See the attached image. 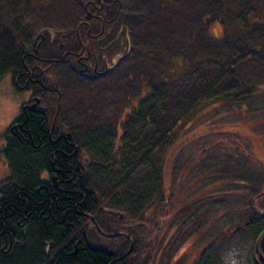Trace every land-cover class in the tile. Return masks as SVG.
<instances>
[{"label": "rangeland", "instance_id": "374dc122", "mask_svg": "<svg viewBox=\"0 0 264 264\" xmlns=\"http://www.w3.org/2000/svg\"><path fill=\"white\" fill-rule=\"evenodd\" d=\"M83 1L34 0L30 18L33 40L39 35L46 37L45 54L52 47L66 45L65 50L56 51L62 53L52 58L58 61L50 59V65L46 63L42 67L46 68L49 86L55 87L61 95L63 120L60 119L57 130L63 127V131L75 138L80 137L82 131L87 135L86 131L91 129L105 131L120 141L121 123L130 117L148 92L161 85L159 82L167 81V90L177 87L179 92L186 82L189 84L197 77H213L221 65L236 55L264 47V0H120L121 12L114 22L115 27H111L110 39L102 44L112 53L98 54L101 62L107 58L110 63L116 53L122 59L118 63L121 56L114 58L116 66L108 74L98 77L91 73L86 77L73 71L71 60L77 61L76 58L64 61L62 54H81L87 42L94 51L97 40L91 41L89 35L101 31L96 18L112 19L115 10L102 13L103 9L100 15L94 8L96 4L88 7ZM97 1L108 4L107 0ZM114 4L117 9L118 1ZM89 15L95 19L88 28L83 22ZM215 23L223 26L220 39L207 31L216 26ZM200 63L213 67L204 69L205 75L199 73L183 78ZM235 69L232 83L219 90L223 92L229 86L236 88L242 94L239 101L229 100L213 108L221 98L218 94L187 126L176 130L173 138L178 149L161 152L152 163L157 169L165 155L170 160L166 189H162V194L169 199V220L182 208L185 213H181V223L187 229L195 222L212 220L216 233L209 257L213 264H254L257 234L264 229V220L258 222V226L245 224L251 215L254 196L264 191V57H248ZM177 78L180 81L174 80ZM26 95L15 91L9 76L0 82V181L11 173L2 154L4 133L19 114V105ZM53 97L55 107L50 115L54 118L59 96L56 93ZM79 140L85 142V139ZM146 174L140 171L130 184L139 183ZM182 175L184 178L179 183ZM92 183L101 196L106 184L95 177ZM209 184L219 195H205ZM191 186L196 188V195L191 194ZM227 191L228 197L224 199ZM190 196L189 202H181L183 197ZM222 203L227 205L226 216L222 218L220 213L213 216L210 212L219 211L217 208ZM258 203L264 208V198ZM106 208L112 209L108 205ZM221 220L227 221L228 226L227 237L222 242L219 238ZM179 228L168 222L164 234L172 238ZM88 238L94 247H107L93 227ZM217 238L220 240L214 245ZM206 245L209 243L198 247L202 249ZM220 248L223 254L217 257Z\"/></svg>", "mask_w": 264, "mask_h": 264}, {"label": "trees", "instance_id": "16d2710c", "mask_svg": "<svg viewBox=\"0 0 264 264\" xmlns=\"http://www.w3.org/2000/svg\"><path fill=\"white\" fill-rule=\"evenodd\" d=\"M87 1L83 2L88 7L100 5L97 0ZM107 1L102 13L113 9V18L117 14L116 5L114 0ZM34 4V0H0V82L6 76L15 81L29 66L42 67L46 63L49 66V60L62 53L56 51L66 48V45L52 47L45 54L46 40L38 47L41 39L37 43L38 36L33 40L30 25ZM209 16L210 13L205 19ZM214 25L207 31L216 39L222 38V24ZM260 48L236 55L221 65L213 77H197L189 84L186 82L179 95L177 87L167 90V81L159 82L161 85L148 92L130 117L121 123L120 141L105 131L91 129L86 131L87 135L78 130L82 135L75 138L70 134L67 141L50 138V129L40 126L41 117L26 126L32 135H11L8 127L2 154L11 173L0 181V264H105L109 261L106 254L86 244L83 234L89 232L88 215L101 219L109 205L121 206L123 211L128 210L135 216L153 213L156 218L159 203L162 198L166 201L162 189H166L170 160L165 155L156 169L152 165L154 159L161 152L178 149L173 138L176 130L187 126L218 94L221 98L213 108L229 100L239 101L242 94L236 88L229 86L223 92L219 89L232 83L235 68L246 58L264 57V47ZM212 67L207 63L194 65L183 78L204 74V69ZM42 78L47 79L46 72ZM12 86L19 91L16 84ZM90 169L95 170L90 172ZM143 170L147 174L139 183L130 184ZM93 177L106 184L101 196L93 188ZM183 178L179 176V183ZM207 187L205 195L216 196L217 191H212L210 184ZM164 214L165 218L171 215L167 207ZM248 219L245 224L258 226L264 216L253 213ZM259 234L264 255V229Z\"/></svg>", "mask_w": 264, "mask_h": 264}, {"label": "flooded vegetation", "instance_id": "af4514ba", "mask_svg": "<svg viewBox=\"0 0 264 264\" xmlns=\"http://www.w3.org/2000/svg\"><path fill=\"white\" fill-rule=\"evenodd\" d=\"M115 1H118L116 9L117 14L112 19L108 20H100L96 18L97 21L100 22L101 31L97 35H89L93 38V40H97V47L95 50L92 51L90 42H87L85 49L82 50L81 54L68 53L67 55H63L64 61L70 57H73V59L76 58L77 61L71 60L72 69L76 73L86 77H89V75L93 73L94 75H99L98 77H101L111 72L116 66L114 58H119V56H121L120 54L116 53L114 54L115 56L112 55L113 57L111 58L110 63L106 60L107 58H103V62H101L98 54L112 53L111 49L107 48L106 46H102V44L106 40L110 39V34H112L111 31H113V28L111 27H115L114 22H116V19L121 12V1L114 0V2ZM99 3V7L94 5V8H98L101 13V11L105 8L103 6L104 1H100ZM88 17L91 19H87L85 22H83V25H87L89 28V26L92 24V20H94L95 17H93V15H89ZM79 37L80 35H78V38ZM62 46L64 47L65 45ZM82 46L84 47V45ZM38 47L40 46L38 45ZM85 52L87 53L86 56ZM121 59L122 56L119 58L118 63H120ZM51 61H58V59H51ZM35 70H39L40 73L37 74ZM45 70L46 69L39 67L38 65L33 67L29 66L27 67L26 71L17 76L15 81H13L10 76L11 84H16L17 88L19 89V91H17V89H15V91L21 93L25 92L27 94L19 105V114L14 117L10 123V134L17 136H23L26 133L31 134V132H28L26 126L29 125L30 121L33 122L32 120H34L36 117H41L42 121L40 119V126L41 128L46 126L48 130L50 129V138H62L67 141V137H70V133L63 131V127L60 128V130H57V125L60 119L63 120V118L60 116L62 113L61 95H59V91L55 87L49 86V84L46 83V80L42 78L45 74ZM37 88H40L41 90L39 89L37 91ZM56 93L59 98L57 99V107L55 116L53 118V116L50 115V111L53 107H55V97L53 96L56 95ZM31 139L33 140L32 137ZM38 192H40V190H38ZM191 194L196 195V188L192 189ZM218 194L219 193H216V195ZM208 195L213 196L214 194L209 193L206 196ZM191 197L192 196L188 198L183 197L181 202H189V198ZM225 197H228V191L224 193V199H226ZM263 198L264 191L260 192L259 195L254 196V201L251 204V216L253 213H259L264 216V208L260 207L258 203V201ZM168 200L166 199L165 201L162 198V201L158 205V213L156 218L153 213H147L144 215L142 214L144 216L142 217V215L135 216L125 209V211L122 212L121 210L123 207L121 206H119V208L110 206L112 208L110 210L106 208L104 217L101 219H98L92 215H88L87 228L90 230L91 227H93L99 236L103 238L107 247L101 246L100 248L92 246L89 243L87 232L83 234V237L86 239V244L92 250L104 253L110 258V260L105 264H213L209 257L211 255L210 251L212 248V237L216 233L211 226V223L213 224L212 220L205 219L204 221H198V223L195 222L193 223L194 226H190L187 229V227L181 223L183 217L181 213H185L183 208L177 214H174L172 221L169 220V218H165L164 212L166 210ZM188 206L189 205L186 207ZM217 209H219V211L213 209L210 213L213 216L220 213L222 218L223 216H226L228 210L226 204L224 206L222 203ZM140 217L142 218L138 219ZM168 222L174 224V226H180L177 234L172 238L166 237L164 234V226H166ZM82 224L85 223L82 221ZM246 225L248 226V224ZM205 226L209 227L210 230L205 229ZM238 230H241V228ZM227 232V221L221 220V235L219 237L221 240L219 238L215 239L216 242L214 245L219 242L218 240L222 242L224 239H226ZM260 236L261 234L257 235L256 243L260 241ZM207 243H209V245H206L205 248L200 249V247H198H202ZM259 251L260 254L256 252L255 245V253L253 257L254 264H264V255L262 254L260 248ZM185 254L189 257L184 256ZM222 254L223 251L220 248V250L217 252V257L222 256ZM190 258L192 261H190Z\"/></svg>", "mask_w": 264, "mask_h": 264}, {"label": "water", "instance_id": "95a60500", "mask_svg": "<svg viewBox=\"0 0 264 264\" xmlns=\"http://www.w3.org/2000/svg\"><path fill=\"white\" fill-rule=\"evenodd\" d=\"M39 38H41V42H40V44H39V46H40V45L45 41V36H44V35L38 36V38L36 39V42L38 41ZM259 248H260V241H258V242L256 243V252H257L258 254H260Z\"/></svg>", "mask_w": 264, "mask_h": 264}]
</instances>
